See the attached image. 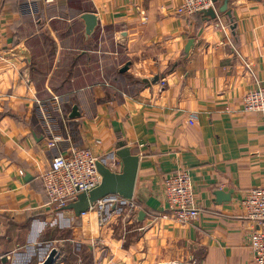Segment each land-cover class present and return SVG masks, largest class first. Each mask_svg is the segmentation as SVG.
I'll list each match as a JSON object with an SVG mask.
<instances>
[{"label": "crops", "instance_id": "0c3cea01", "mask_svg": "<svg viewBox=\"0 0 264 264\" xmlns=\"http://www.w3.org/2000/svg\"><path fill=\"white\" fill-rule=\"evenodd\" d=\"M222 1L215 18H184L181 0H0V264L52 248L54 264H253L239 202L264 186V113L242 99L264 85V6L229 0L228 16ZM119 141L139 154L133 198L94 205L92 240L81 215L47 204L41 174L72 146L117 170ZM179 169L201 209L186 223L163 190Z\"/></svg>", "mask_w": 264, "mask_h": 264}, {"label": "built area", "instance_id": "2783aa9c", "mask_svg": "<svg viewBox=\"0 0 264 264\" xmlns=\"http://www.w3.org/2000/svg\"><path fill=\"white\" fill-rule=\"evenodd\" d=\"M213 5V0H181L176 7V12L181 17L189 18L200 14L203 9L213 7ZM161 83L164 84V80H161ZM54 99L59 102L58 97L54 96ZM242 108L244 111L264 113V85L246 92L242 99ZM61 110L60 104L58 111ZM48 145L52 147L53 142L50 141ZM98 159L90 149L77 146L70 147L64 153H54L48 168L41 174L47 204L57 209L67 202L75 200L79 193L96 187L101 180L96 169ZM163 190L167 206L176 221L186 223L198 217L201 209L194 199L193 185L188 170L179 169L166 173L163 176ZM113 198L122 201L113 195L108 196L106 200H113ZM239 205L242 215L253 223L249 234L251 261L253 264H264V186H254L246 190ZM94 211L98 215H95ZM81 220L84 231L91 236L92 240L96 238L95 234L100 225L105 222L104 217L94 210V205L81 214ZM177 263L199 264L193 258Z\"/></svg>", "mask_w": 264, "mask_h": 264}, {"label": "water", "instance_id": "95a60500", "mask_svg": "<svg viewBox=\"0 0 264 264\" xmlns=\"http://www.w3.org/2000/svg\"><path fill=\"white\" fill-rule=\"evenodd\" d=\"M214 3L217 0H213ZM229 0H223L221 6L218 8L219 12H225L230 16V11L227 9ZM264 6V0H262ZM200 14L206 18H215L216 12L213 7L203 9ZM81 18L86 23V33L92 32L96 25V16L93 13H83ZM191 44V41L189 42ZM189 44V45H190ZM20 54L24 55L26 59L30 60V53L28 49L21 45L17 48ZM128 63L123 66L121 71L126 70ZM155 78L154 80H156ZM77 106L72 107L70 117H76L79 115ZM116 159L118 161L119 168L117 170L112 169L108 163L98 159L96 161V169L101 176L100 183L87 192H81L77 195V198L73 201L67 202L65 205L57 208V210H71L75 216H80L84 211L97 204L99 201L106 199L108 196H117L123 201H131L134 194L136 176L139 163V154L136 153L134 148L125 144L123 141L117 143V148L110 157V161ZM217 194H221L218 192ZM230 194V193H229ZM223 196L221 201H229L230 196ZM56 250L52 248L47 257L40 264H54ZM167 264H178L177 262Z\"/></svg>", "mask_w": 264, "mask_h": 264}, {"label": "trees", "instance_id": "16d2710c", "mask_svg": "<svg viewBox=\"0 0 264 264\" xmlns=\"http://www.w3.org/2000/svg\"><path fill=\"white\" fill-rule=\"evenodd\" d=\"M197 15V14H196Z\"/></svg>", "mask_w": 264, "mask_h": 264}]
</instances>
